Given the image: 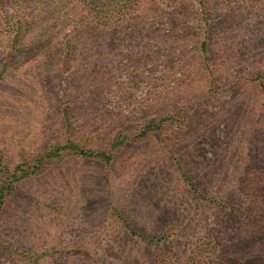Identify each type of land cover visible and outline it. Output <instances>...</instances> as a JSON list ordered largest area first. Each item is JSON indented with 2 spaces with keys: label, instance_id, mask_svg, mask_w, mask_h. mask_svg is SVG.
<instances>
[{
  "label": "rangeland",
  "instance_id": "rangeland-1",
  "mask_svg": "<svg viewBox=\"0 0 264 264\" xmlns=\"http://www.w3.org/2000/svg\"><path fill=\"white\" fill-rule=\"evenodd\" d=\"M20 2L0 4V186L2 160L15 168L64 138L109 151L164 122L109 164L66 155L23 179L0 209V264H178L211 231L239 239L264 224V202L242 184L243 171H264V0H207L208 28L197 0H143L148 15L125 33L75 37L68 64L60 35L82 15L61 28L38 7V24L53 18L54 53L36 27L15 51L7 16ZM133 231L170 241L148 249Z\"/></svg>",
  "mask_w": 264,
  "mask_h": 264
},
{
  "label": "trees",
  "instance_id": "trees-1",
  "mask_svg": "<svg viewBox=\"0 0 264 264\" xmlns=\"http://www.w3.org/2000/svg\"><path fill=\"white\" fill-rule=\"evenodd\" d=\"M21 2L15 7V11L8 15L12 29L14 31V38H12L11 48L19 51L25 42V35L28 31L41 29L42 32L39 42H43L39 49H44L47 53H54V47L51 44L53 33L46 26L50 25L53 21L52 16L44 18L42 24L36 22V9H51L57 12V17L60 22H57L61 28L66 27V22L73 16L81 14L71 26L69 31H64L60 36L62 37L61 44L59 45L60 53L65 56V64H68L69 57L76 52L77 44L75 37H84L86 39L101 40L105 37H112L109 32L117 29V34H123L126 22L133 18H145L140 15V8L143 6V0H20ZM6 0H1L0 4L4 5ZM201 9L202 21L201 26L207 27L209 24L208 4L207 0H197ZM1 9V8H0ZM84 12H86L85 15ZM184 21L182 14L174 16L173 27L176 29ZM39 26H35L34 23ZM143 20H140V24ZM37 29V30H38ZM205 31V30H204ZM120 32V33H118ZM116 35V34H115ZM117 36V35H116ZM118 37V36H117ZM57 47V45H56ZM58 49V50H59ZM201 50L207 52L208 42L205 39L201 44ZM62 56V57H63ZM3 68L0 73L2 78L6 71L9 69L3 63ZM264 89V88H263ZM164 121L153 119L144 126H138L135 136L124 134L123 136L116 137L109 151H97L85 146V143L80 140L61 139L50 144L45 152L37 153L34 158H29L26 162L18 164L15 168H10L5 161H1V168L4 172V181L0 186V209L6 203V198L18 186V184L26 178H29L37 173L43 167H46L49 162L58 161L66 155L76 156L86 159H97L109 164L114 157V152L117 148L126 145L129 141H138L139 137L148 136L151 132L159 130ZM246 176L242 182L244 191L255 203L256 198H261L264 202V171L258 170L256 167L248 169ZM263 207L262 205H260ZM256 206L252 204L246 207L247 210L241 212L243 216L251 217ZM259 207V206H258ZM133 235H137L143 243L146 244L148 249L155 248V243L162 245L165 241H170L168 236L163 235L162 238L156 236L151 238L149 236H141L142 233L133 231ZM241 236L230 238L228 236H221L213 231L207 233L202 243L195 244L191 253L185 256L183 263L178 264H246L248 256L256 257L260 255V260L264 264V224L257 226H248ZM143 238V239H142ZM157 254L154 258L153 264H163L162 255L158 257ZM254 262V260H253ZM252 262V263H253ZM167 264H176L174 261L166 262ZM250 263V264H252Z\"/></svg>",
  "mask_w": 264,
  "mask_h": 264
}]
</instances>
